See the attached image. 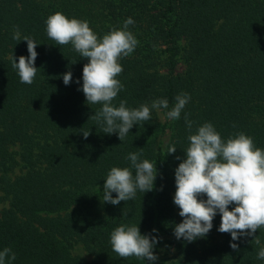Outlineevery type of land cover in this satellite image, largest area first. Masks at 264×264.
<instances>
[{
  "label": "trees",
  "instance_id": "trees-1",
  "mask_svg": "<svg viewBox=\"0 0 264 264\" xmlns=\"http://www.w3.org/2000/svg\"><path fill=\"white\" fill-rule=\"evenodd\" d=\"M57 11L87 20L101 38L134 20L129 30L139 43L119 61L123 89L113 104L126 100L137 108L167 98L169 108L159 109L163 122L152 109L151 119L134 125L123 141L103 132L91 119L102 104H88L82 91L87 58L47 35L46 20ZM14 26L21 38L37 43L31 85L21 83L12 67L13 55L17 63L29 55L27 41L13 39ZM69 70L72 81L65 85ZM181 92L191 99L180 118L170 120L166 113ZM185 114L192 134L210 122L225 142L244 132L264 150V0H0V251L16 254L11 264H264L257 258L264 227L232 241L218 231L219 212L205 237H175L183 220L174 204L175 169L190 145ZM170 146L175 153L168 154ZM129 153L156 164L153 190H137L118 205L104 202L108 172L131 167ZM17 169L22 173L12 175ZM120 225L157 237L158 259L115 253L110 237ZM163 237L172 249L169 259L158 256ZM77 245L89 261L72 253Z\"/></svg>",
  "mask_w": 264,
  "mask_h": 264
},
{
  "label": "clouds",
  "instance_id": "clouds-1",
  "mask_svg": "<svg viewBox=\"0 0 264 264\" xmlns=\"http://www.w3.org/2000/svg\"><path fill=\"white\" fill-rule=\"evenodd\" d=\"M134 20L129 17L119 29H112L103 37L90 28L87 20L68 18L57 11L46 20V31L50 39L58 45H71L88 62L83 66L82 91L88 104H102V108L91 116L103 126L105 134L118 133L123 141L134 125L151 119L152 109H168L167 98L153 100L151 104H141L137 108L126 106L121 100L119 106L113 101L123 89L117 77L123 72L119 61L129 56L139 41L129 30ZM13 39L27 41L29 55H21L16 62L12 57V67L18 70L20 82L31 85L37 75L35 61L38 53L34 39L21 38L19 27L14 26ZM72 72L63 74V82L69 85ZM78 84L79 80L76 81ZM191 96L181 92L175 97V104L166 116L178 120ZM190 114H185V123L189 130L190 145L186 158L175 169L176 192L174 204L183 217L174 228L177 239L192 242L203 238L213 227L217 212L221 215L218 231L230 233L232 241L242 236H253L264 227V150L255 146L253 138L244 132L236 133L227 141L210 122L198 126L192 134L193 122ZM90 132H83L85 138ZM175 146L168 148V154L176 152ZM141 153H129L127 159L131 167H112L103 186V201L118 205L121 201L133 200L137 190L146 193L152 191L157 178L156 164L147 159L140 160ZM179 159V157L177 158ZM133 169L135 170L133 173ZM112 193H116L113 197ZM206 196V199L201 197ZM234 207L229 210V206ZM153 232L156 230L153 229ZM254 242L260 245L259 237ZM112 250L121 258L135 256L155 262L158 257L153 249L158 238L151 234L142 235L139 226L120 225L111 233ZM238 251L236 243H230ZM258 259L264 260V246L259 248ZM16 254L8 247L0 251V264H11Z\"/></svg>",
  "mask_w": 264,
  "mask_h": 264
},
{
  "label": "rangeland",
  "instance_id": "rangeland-1",
  "mask_svg": "<svg viewBox=\"0 0 264 264\" xmlns=\"http://www.w3.org/2000/svg\"><path fill=\"white\" fill-rule=\"evenodd\" d=\"M180 69H181V66H178L177 67V70L179 71ZM156 113H157V119H158V121L163 122L164 119H165L164 114H162L159 110H157ZM10 151L13 153V155L18 153V150H17L16 147L12 148ZM14 157H15V159L17 158L16 155H14ZM20 173H22V172L17 169V170L14 171V173L12 175H18ZM167 240H168L167 237H163L162 238V241H164V243H162L161 244V247L159 248V254H158L159 259H169L171 257V255H172V249L166 244V241ZM72 253L74 255H78V256L84 258L87 261L90 260V256L87 255L83 251V249L81 248L80 245L75 246L73 248V250H72Z\"/></svg>",
  "mask_w": 264,
  "mask_h": 264
}]
</instances>
